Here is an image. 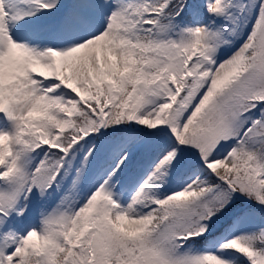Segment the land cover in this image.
Here are the masks:
<instances>
[{
    "label": "snow or ice",
    "instance_id": "obj_1",
    "mask_svg": "<svg viewBox=\"0 0 264 264\" xmlns=\"http://www.w3.org/2000/svg\"><path fill=\"white\" fill-rule=\"evenodd\" d=\"M0 264H264V0H0Z\"/></svg>",
    "mask_w": 264,
    "mask_h": 264
}]
</instances>
